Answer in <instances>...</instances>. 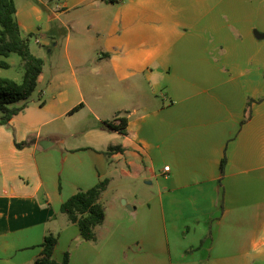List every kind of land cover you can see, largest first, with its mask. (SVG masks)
Instances as JSON below:
<instances>
[{"label": "crops", "instance_id": "0c3cea01", "mask_svg": "<svg viewBox=\"0 0 264 264\" xmlns=\"http://www.w3.org/2000/svg\"><path fill=\"white\" fill-rule=\"evenodd\" d=\"M35 1L14 0L46 56L0 125V264L47 234L69 264H264V0ZM103 180L84 240L60 206Z\"/></svg>", "mask_w": 264, "mask_h": 264}, {"label": "trees", "instance_id": "16d2710c", "mask_svg": "<svg viewBox=\"0 0 264 264\" xmlns=\"http://www.w3.org/2000/svg\"><path fill=\"white\" fill-rule=\"evenodd\" d=\"M14 0H0V57H8L16 54L23 64V76L20 82L13 79L0 77V125L17 115L25 106L26 100L35 91L37 79L42 73L43 60L31 52L29 38L32 34L24 37L15 18ZM9 64L0 60V68H8ZM22 102L21 105L18 103ZM248 107V105H247ZM242 123L249 117L247 110ZM109 128L125 135L127 133L126 120L115 118L112 122L104 123ZM32 143L26 140L15 143L16 147L22 148ZM119 149L118 146H110L104 152L108 155ZM225 158L221 160L220 171L223 172ZM107 180L98 182L95 186L80 190L65 200L60 206V212L65 214L70 223L78 228L79 235L84 240H94V227L104 221V207L99 202L100 194L105 190ZM57 244V237L47 234L40 245L41 251L34 264H69V255L64 253L61 261L53 258V252Z\"/></svg>", "mask_w": 264, "mask_h": 264}, {"label": "rangeland", "instance_id": "374dc122", "mask_svg": "<svg viewBox=\"0 0 264 264\" xmlns=\"http://www.w3.org/2000/svg\"><path fill=\"white\" fill-rule=\"evenodd\" d=\"M17 5L20 6L23 3L27 4L29 3L30 5H37V2L35 0H15ZM38 27H41L42 24H36ZM29 46L32 50V52L36 54H40L41 56H46V47H38L35 42H34V37L31 36L29 38ZM6 61L9 63L10 67L8 69H2L0 68V77L3 78H9L13 79L17 82L21 81L22 74H23V69L21 67V59L19 58L18 55L16 54H10L9 57L6 59ZM33 98L35 100L38 99V93L33 94ZM122 203V201H121ZM62 247V246H61Z\"/></svg>", "mask_w": 264, "mask_h": 264}, {"label": "built area", "instance_id": "2783aa9c", "mask_svg": "<svg viewBox=\"0 0 264 264\" xmlns=\"http://www.w3.org/2000/svg\"><path fill=\"white\" fill-rule=\"evenodd\" d=\"M35 42L36 43H39V40L38 39H35ZM169 170V167L168 166H165L164 168H163V171H168Z\"/></svg>", "mask_w": 264, "mask_h": 264}, {"label": "water", "instance_id": "95a60500", "mask_svg": "<svg viewBox=\"0 0 264 264\" xmlns=\"http://www.w3.org/2000/svg\"><path fill=\"white\" fill-rule=\"evenodd\" d=\"M259 38H262L264 37V35H258ZM122 203H124V201H122Z\"/></svg>", "mask_w": 264, "mask_h": 264}]
</instances>
